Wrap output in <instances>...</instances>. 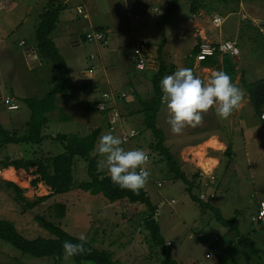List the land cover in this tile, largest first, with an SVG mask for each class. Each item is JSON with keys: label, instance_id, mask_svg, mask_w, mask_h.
Returning a JSON list of instances; mask_svg holds the SVG:
<instances>
[{"label": "rangeland", "instance_id": "rangeland-1", "mask_svg": "<svg viewBox=\"0 0 264 264\" xmlns=\"http://www.w3.org/2000/svg\"><path fill=\"white\" fill-rule=\"evenodd\" d=\"M46 1L0 0V122L8 130L18 133L25 131V122L30 114L23 97L43 95L57 78L53 63L48 58L39 56L35 49L34 26ZM61 1L65 7L59 14L51 37L70 66L68 91L57 94L56 106L49 112V120L44 125L43 132L50 136L39 144H0V165L7 156L26 158L32 155H53L63 148L52 135L57 132L85 134L94 127H99L100 132L91 156L99 159L95 149L101 135L111 131L113 135L121 137L123 130L134 128L137 134L124 142L123 147L126 150L143 149L150 154L147 165L150 177L144 189L154 203V217L160 226L161 234L166 238V243L170 242L172 255L177 262L264 264V223L251 219L256 212V202L264 198V118L263 121L260 119L264 107L261 113H257L251 102L245 103L241 109L244 133L240 135L235 131L233 139L228 129V120H223L222 133L225 142L231 144L230 150L227 153L222 152L219 167L212 166L207 171L201 163H198L200 167L184 164H188L187 153L192 150L194 154L206 155L205 145H200L197 150L189 149L186 145L201 139L203 134L200 130L209 128L210 121L196 128H185L182 134L175 135L167 123L169 113L162 103L156 116V122L165 134V144L173 149L172 152L176 156L181 155L186 160L182 169L193 181L192 191L199 196L206 188H213L215 195L211 202L220 209L223 216L235 217L239 222V230L254 239L260 253L253 254L245 243L235 239L232 230L216 220L210 209L200 208L190 197L187 184L174 176L162 155L153 148L155 139L144 124L139 101L148 99L153 93L151 79L160 65L156 50L163 38L165 41L161 53L168 68L165 65L164 67L169 69L166 76L175 71V65L180 58L187 59L190 56L191 49L200 41L201 37L192 35L193 26L208 29L212 37H232L237 31L242 14H245V17L240 19L241 29L237 35L239 56L233 58L217 55L216 58L221 59L219 64L213 67L214 70H206L204 79L200 78L207 81L213 71L223 70L234 84L244 90L247 82L264 75V30H260L258 25V22L264 20V0H242L247 7L240 10L236 8L240 0H212L209 7H202V10L198 9L195 13L189 10V0H180L165 16L163 27L158 15L160 13L140 18L143 13L141 12L140 17H131L126 11L125 0ZM158 3L163 5L161 1ZM78 5L84 9L87 17L76 12ZM214 14L224 18L220 26L212 23ZM194 15L196 16L193 17ZM150 16H154L153 21H142ZM155 16H158L156 20ZM94 27L105 30L104 40L85 39L86 31ZM140 39L146 41L147 54L146 66L142 69L137 68L135 61L132 64L126 57L133 55V48ZM101 69H105L107 73H124L127 70L126 73L142 75L140 82L143 84V91L139 95L132 92L133 97L129 92L124 104L119 103V108L125 116L122 125L115 129L109 128L106 116L93 107L91 98H100L104 90L128 92V86L126 78H120L118 75V83L124 82L119 88L104 84V72ZM87 70L90 75L85 76L83 80L87 89L79 90L76 86L82 82V71ZM193 73L196 75L194 71ZM88 87L95 88L90 95ZM8 94L16 97L19 104L17 109L6 108L3 99ZM209 116L211 117V114ZM37 149L41 152H37ZM231 149L235 153L233 158ZM207 153L217 155L212 150ZM87 160L80 156L74 158V182L71 190L53 194L25 212L22 211L21 204L14 199L15 192L3 183L2 180L6 178L2 176L5 174L0 173V218L11 220L27 237L50 236L51 234L33 218L32 214L38 213L60 224L74 235H86L95 246L111 251L113 258L122 264H161L160 248L152 242L148 229L144 226L143 219L148 209L143 203H134L136 214L125 219L122 214L129 202L110 201L101 193L93 194L78 187L80 182L89 178L86 172ZM210 174L214 177L211 178ZM28 178L30 177L25 176L23 180L13 181L23 187V193L29 199L50 191V187L44 183L31 185ZM157 181L161 184L158 185ZM56 203L65 204V215H56ZM198 232L202 234L199 235ZM0 264L54 263L50 256L38 257L22 253L0 239ZM58 264L95 263L88 260L77 263L71 257L67 260L62 258Z\"/></svg>", "mask_w": 264, "mask_h": 264}, {"label": "trees", "instance_id": "trees-1", "mask_svg": "<svg viewBox=\"0 0 264 264\" xmlns=\"http://www.w3.org/2000/svg\"><path fill=\"white\" fill-rule=\"evenodd\" d=\"M178 1L179 0H167L162 7L160 12L161 27H163L165 16L175 8ZM189 1V10L192 13H195L199 8L209 7L212 3V0ZM64 7L65 5L61 0H47L44 9L39 14L38 22L34 26L35 49L39 56L46 57L53 63L57 78L52 83L50 89L43 95L23 97L24 102L30 110L29 117L25 122L26 128L24 132H11L0 123V144L19 142L40 143L43 139L50 136L43 132V127L49 120V112L56 106L57 94L67 91L70 73V66L51 37V32L56 28L59 14ZM164 41L165 38H163V41L158 45L156 50L157 57L160 59V65L151 79L153 93L148 99L139 100L141 111L144 116V124L150 129L155 139L153 148L162 155L174 176L187 184L190 197L199 204L200 208L210 209L219 223L234 232L236 240L245 243L251 253L258 254L260 253V249L256 247L254 239L239 230L238 221L235 217L228 218L223 216L220 209L211 202V199L201 200L198 195L192 191L193 181L180 168L174 154L171 152L169 146L165 144V134L156 122V116L161 106L162 97L160 81L169 71V69L166 70L164 67V65L166 67L167 65L164 63L161 53ZM197 50L198 45L196 43L191 49V58H194ZM217 55L218 54L208 56L200 62L202 64L215 62V57ZM171 68H173V66H171ZM245 89L255 112L261 113L264 107V76L247 82L245 84ZM94 102L92 103L93 106ZM99 132V127H94L85 134L76 132H57L52 135V137L61 144L63 148L61 151L53 155L34 156L30 158H11L7 156L6 159L1 162L0 166L2 167L12 165L16 168H23L26 171H29L30 167L35 166L33 170L34 176L29 182L31 185H35L37 182L42 181L50 187L48 193L36 195L29 199L24 195L23 187L14 181L3 179V183L15 192L14 199L21 204L22 211L25 212L53 194H60L71 190L74 182V158L76 156L87 158L86 172L89 178L80 182L78 187L93 194L101 193L110 201L125 200L129 202V205L122 214L125 219H129L136 214L134 203H143L148 209V213L143 219L144 226L148 229L152 242L160 248L162 255L160 260L161 264H179L172 255L171 244L166 243L164 236L160 232V226L154 217L155 206L150 200L146 190L143 188L138 194H134L129 190L121 189L118 185L112 183L106 171H98V159L95 156H91V154L95 148ZM229 150L230 145L227 144L225 152L227 153ZM55 208H57V210H55L57 216L66 214L65 204L56 203ZM32 216L51 234L50 236L37 235L34 237H27L17 229L11 220L0 218V239L19 249L22 253H28L38 257L50 256L53 259V263L58 264L63 258V242L67 240L76 243L78 242V236L68 232L60 224L41 214L35 213L32 214ZM86 247L91 249L90 254L72 257L75 262L81 263L88 260L95 264H122L119 260L113 258L111 251L95 246L89 239ZM189 264L205 263L201 261H192Z\"/></svg>", "mask_w": 264, "mask_h": 264}, {"label": "clouds", "instance_id": "clouds-1", "mask_svg": "<svg viewBox=\"0 0 264 264\" xmlns=\"http://www.w3.org/2000/svg\"><path fill=\"white\" fill-rule=\"evenodd\" d=\"M160 88L161 103L169 113L167 123L175 135L182 134L185 128L202 125L204 116L213 109L219 119L227 120L245 97L244 90L223 70L213 71L205 81L194 75L192 69L182 67L164 76ZM129 135H135V131L130 130ZM123 144L124 140L111 131L101 135L95 149L99 156L97 168L106 171L114 185L138 194L149 182V154L143 149L126 150ZM77 240L63 242L65 260L90 254L87 236L80 234Z\"/></svg>", "mask_w": 264, "mask_h": 264}, {"label": "crops", "instance_id": "crops-1", "mask_svg": "<svg viewBox=\"0 0 264 264\" xmlns=\"http://www.w3.org/2000/svg\"><path fill=\"white\" fill-rule=\"evenodd\" d=\"M65 1V0H64ZM159 1H161V2H163V5H161L162 7L165 5V3H166V1L167 0H159ZM180 1V0H179ZM178 1V2H179ZM245 5H243L242 3ZM177 5V4H176ZM244 7H247L246 6V4L242 1V0H240L239 1V3H238V5H237V10H240V9H243ZM199 9H201V8H199ZM202 10V9H201ZM143 13L141 14V17L140 18H142V16H144V15H149V14H156V13H149V12H146V11H142ZM159 16H160V14H158ZM219 15V14H218ZM167 16V15H166ZM196 15H194L193 17H195ZM156 17H158V16H155V20H156ZM245 17V14H242V17H240V19L241 18H244ZM240 19H239V24H238V28H237V31L235 32V34L232 36V37H225V38H237V35H238V33H239V29H241V24H240ZM142 20V19H141ZM154 20V16H150V17H147V18H145L144 20H142V21H153ZM192 22L194 21L193 19L191 20ZM192 35L193 36H198V37H201L200 38V40L201 39H206V40H210V41H218V40H220V39H223V37H220V36H217V37H212V34L210 33V31L208 30V29H206V28H203L202 26H193V32H192ZM54 40V39H53ZM57 45V44H56ZM58 47V46H57ZM59 49V48H58ZM157 52V51H156ZM240 53V52H239ZM157 55V54H156ZM155 55V56H156ZM221 56H224V54L222 55V54H220ZM23 56H24V58H25V54H23ZM91 57H93V55H91ZM126 57L128 58V59H130V62L132 63V64H134V55H129V57L126 55ZM65 58V57H64ZM216 58V57H215ZM66 60V59H65ZM219 60H221V59H219ZM219 60H218V58H216V61L215 62H208V63H206V64H202L200 61H197V60H195L194 58H191V53H190V56L189 57H187V59H186V57L184 58V59H182V58H180L179 59V61L177 62V65H175L174 63H172V64H174L175 65V67H176V69H175V71L176 70H178L179 68H190V69H192V71H194L195 72V74H196V76H198V77H203V79L205 78V72H206V70L207 71H211L212 69H213V67H216L217 66V64H219ZM179 65V66H178ZM205 69V70H204ZM89 70H90V68H89ZM89 70H87V71H82V74H81V76H82V82H81V84L80 85H78V86H76V87H78V89L80 90H86L87 89V87L83 84L84 82H83V80L86 78L85 76H87V75H90V71ZM102 70V72H104V78H102L103 80V83L104 84H106V85H109V86H113V87H115V88H119L120 87V84H123V83H118V78L116 77L117 75L120 77V78H122V76H123V78L125 77L126 79V83H127V86H128V92H127V90H122V91H125L127 94H129V92H130V94H132V97H133V93H135L136 95H139L140 94V92L141 91H143L142 90V83L140 82V78L142 77V75H139V74H137V73H135V74H131V73H126V71L124 72V73H122V72H117V71H112L111 73H107V71L105 70V69H101ZM214 70V69H213ZM175 71H173V73L175 72ZM172 73V72H171ZM167 74V73H166ZM165 76V75H164ZM163 76V77H164ZM262 76H264V75H261V77ZM260 77V76H259ZM206 81V80H205ZM69 84H70V82H69ZM152 84V83H151ZM68 89V88H67ZM75 89H77V88H75ZM130 89V90H129ZM68 91V90H67ZM67 91H65V92H62V93H58V94H64V93H66ZM88 93H89V95L90 94H92V92H94L95 91V88L94 87H92V88H89L88 87ZM115 92H118L117 90H115ZM133 92V93H132ZM244 92H245V97H244V100H243V102H242V104H241V106H240V108L238 109V110H236V111H234L233 112V114L227 119L228 120V124H229V126L230 127H228V129L230 130V133H231V136H232V139H233V137L235 136V131H236V133L237 132H239L240 133V135H242L243 133H244V130L242 129L243 128V117H242V114H241V112H242V108L245 106V103H247L248 101L250 102V100L248 99L249 98V96H248V93H247V91L244 89ZM15 95V94H14ZM127 96V95H126ZM125 96V97H126ZM15 97V96H14ZM25 97V96H24ZM125 97L124 98H122L121 100H119V99H117L116 101H117V105H118V107H119V103L120 102H122V104H124V100H125ZM131 97V96H130ZM16 98V97H15ZM97 99H99L98 97L97 98H95V97H92L91 98V101H92V103L94 102V101H96ZM134 99V98H133ZM123 100V101H122ZM138 101V100H137ZM129 106H130V104H128ZM94 107V106H93ZM132 107V106H131ZM90 110H92V109H90ZM98 111V110H97ZM119 111H120V113H121V119H122V123H123V119H124V116H125V113H123V110L121 109L120 110V108H119ZM100 114H102L103 115V113L102 112H100V111H98ZM128 112V111H127ZM135 112H138V111H135ZM132 113V112H131ZM124 114V115H123ZM129 114V113H128ZM209 114H211V117L209 116ZM237 115V116H236ZM144 117V116H143ZM209 118V119H208ZM260 119L263 121V118H261L260 117ZM208 121H210V125H209V128H207V129H205V128H201V130H200V132L203 134V137H201V139H198V140H195V142H193V143H189L188 145H186V146H189V149L190 148H194V150L196 149L197 150V148L200 146V145H205V148H206V150H207V152L209 151V150H212V151H214L217 155H208V153L206 152V155H197V154H194L195 152L192 150V151H190L189 153H187V158H188V161H187V163L188 164H184V165H192L193 167H194V165H195V167H200L199 165L200 164H198V163H201L205 168H207L206 169V171L208 170V168L209 167H212V166H220L221 165V155H222V152H224V153H226L225 152V148H226V146H224V144H227L226 142H225V136H224V134L222 133V131H223V125H224V121L223 120H221V119H219L218 117H217V115H216V113H215V110L213 109V110H210L205 116H204V121H203V123L202 124H204V123H207ZM264 122V121H263ZM1 123V122H0ZM220 123H221V126H220ZM232 123V124H231ZM208 124V123H207ZM225 126L227 127V125L225 124ZM5 127V126H4ZM6 128V127H5ZM6 129H8V128H6ZM9 131H15V130H10L9 129ZM185 131V130H184ZM17 133H18V131H17ZM232 139H231V141H232ZM41 143H42V141H41ZM36 144H39V143H36ZM229 145L231 146V144L229 143ZM170 148V150H171V152H172V148L171 147H169ZM37 152H41V150L40 149H37L36 150ZM43 151H46V150H44L43 149ZM19 154L21 153V150L19 149ZM173 153V152H172ZM174 154V153H173ZM231 156H232V158L233 157H235V153H233V151H232V149H231ZM34 156H46V155H32V156H30V157H34ZM174 156H175V158H176V160H177V162L179 163V165H180V168L182 169L183 168V163L184 162H186V160L184 159V157L183 156H176L175 154H174ZM11 157V156H10ZM30 157H26V158H30ZM11 158H20V157H11ZM22 158H24V157H22ZM205 164H206V166H205ZM234 166V165H233ZM35 169V166H32V167H30L29 168V172L28 171H26V170H24L23 168H16V167H14V166H12V165H8V166H6V167H2V166H0V173H4L5 171H8V170H15L17 173H21V172H24L25 173V175L26 176H28V177H30V178H28L29 180L34 176L33 175V170ZM183 170V169H182ZM184 171V170H183ZM185 172V171H184ZM203 172V171H202ZM204 173V172H203ZM185 174H186V172H185ZM1 175H3V174H1ZM187 175V174H186ZM2 177H4V178H6V179H8V180H12L13 181V179H11V178H8V177H6V176H2ZM25 180H27V177L25 178ZM30 183V182H29ZM38 183V182H37ZM39 183H43L42 181H39ZM36 185V184H35ZM42 185V184H41ZM260 199H263L264 200V198H260ZM259 199V200H260ZM258 200V201H259ZM258 201L256 202V208H255V211H257V209H258ZM254 211V212H255ZM251 219H252V216H251ZM238 221V220H237ZM238 224H239V222H238ZM202 234V233H201ZM165 238V237H164ZM166 239V238H165ZM170 243V242H169ZM217 261V260H216ZM211 262H213V260L211 261ZM209 264H212V263H209Z\"/></svg>", "mask_w": 264, "mask_h": 264}, {"label": "built area", "instance_id": "built-area-1", "mask_svg": "<svg viewBox=\"0 0 264 264\" xmlns=\"http://www.w3.org/2000/svg\"><path fill=\"white\" fill-rule=\"evenodd\" d=\"M159 0H125L126 11L128 14L133 17H140V13L142 11H146L149 13H160L162 6L159 5ZM76 12L78 14L87 17V13L84 9L78 5L76 7ZM224 18L218 14H214L212 17V23L215 26H220L223 22ZM259 29L264 30V20L258 22ZM105 30L102 28H92L85 33V39L87 41H102L105 39ZM145 45L146 41L144 39H140L133 48V55L135 66L139 69H142L146 66L147 62V54L145 53ZM198 50L194 55V59L197 61H201L206 59L208 56L215 55V54H224L227 56H231L236 58L239 56L240 48L238 46L237 38H223L218 41H210L206 39H201L198 43ZM127 95L125 91H102L100 98L94 102V108L100 112H102L107 119V125L110 129H115L122 124L121 113L119 111V107L117 105V99H122ZM17 99L8 94L4 97L3 101L6 105L7 109H17L19 107ZM101 105V107H100ZM261 117L264 118V112L261 113ZM134 130L135 135L137 131L134 128L123 130L121 133V138L124 142L129 141L135 135H129V131ZM149 154V153H148ZM150 160V154H149ZM210 177L213 178L214 175L210 174ZM157 184L160 185L161 182L157 181ZM215 193L213 188H206L205 190L201 191L199 194V198L201 200H208L214 197ZM252 219L255 221H259L264 223V200L260 199L258 201V209L252 215ZM201 235V232H198Z\"/></svg>", "mask_w": 264, "mask_h": 264}, {"label": "bare ground", "instance_id": "bare-ground-1", "mask_svg": "<svg viewBox=\"0 0 264 264\" xmlns=\"http://www.w3.org/2000/svg\"><path fill=\"white\" fill-rule=\"evenodd\" d=\"M5 176L13 180H23L26 176L24 172L17 173L15 170H8L4 172Z\"/></svg>", "mask_w": 264, "mask_h": 264}]
</instances>
